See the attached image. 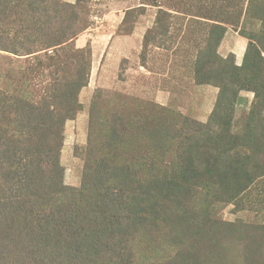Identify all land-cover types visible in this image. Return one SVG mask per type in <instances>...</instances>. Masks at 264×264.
<instances>
[{
  "label": "rangeland",
  "instance_id": "obj_1",
  "mask_svg": "<svg viewBox=\"0 0 264 264\" xmlns=\"http://www.w3.org/2000/svg\"><path fill=\"white\" fill-rule=\"evenodd\" d=\"M57 1L63 9L62 22L76 30L69 47H89L91 52L87 84L77 93L79 109L69 115L65 102L49 97L57 87L46 57L53 53L52 47L40 45V49L23 53L9 51L6 43V48H0V96L21 99L25 117L7 111L12 121L0 123L7 135L3 140L35 149L41 137V119L46 115L40 113L58 109L60 114L52 118L54 125L46 141L57 151L63 185L73 188L80 186L85 166L100 155V150L105 157L140 172L141 162L162 157L173 171L174 178L166 186L172 190L150 188L147 227L136 233L142 240L134 248L142 255L140 260L162 261L172 255L166 224L174 223L178 206L192 202L198 219L263 225L247 233L250 243L230 230L222 241L214 237L201 241L198 229L184 230L180 235L201 251L203 264H264V173L252 177L264 171V0ZM212 24L225 29L217 44L210 41L216 37ZM215 55L227 63V75L235 65L238 81L229 84L232 81L225 79L227 97L234 92L231 102L223 100L212 115L220 79L211 68L222 65ZM207 58L208 66L203 70L209 77L200 83L195 66L197 61L206 63ZM95 93L99 94L94 101L99 107L97 123L104 133L115 113L133 123L110 145L95 137L99 132L96 127L90 128ZM207 125L210 137L208 128L199 132ZM21 129L22 135L17 133ZM90 131L94 134L91 141ZM188 144L193 148L187 152ZM193 156L203 157V161L211 158V164L228 169V173H221L228 177L221 188L229 191L228 201L221 200L225 195H218L219 200L209 203L207 209L204 205L212 198L207 200L199 185H194L193 191L176 186L185 174L196 170L197 166L185 165ZM230 156L241 158L245 170H235ZM0 170V187H4L5 173ZM129 178L125 180L131 185ZM214 182L217 187L219 181Z\"/></svg>",
  "mask_w": 264,
  "mask_h": 264
},
{
  "label": "trees",
  "instance_id": "obj_2",
  "mask_svg": "<svg viewBox=\"0 0 264 264\" xmlns=\"http://www.w3.org/2000/svg\"><path fill=\"white\" fill-rule=\"evenodd\" d=\"M62 16L63 9L57 0H0V48H6L8 43L9 51L25 53L40 49V45L42 48L52 47L53 53L46 57L57 87L54 86L49 97L60 100V103L65 102L64 107L70 108L69 115L73 116L79 109L77 93L87 84L91 52L89 47H69V40L76 30L63 23ZM211 29L216 31V37L210 41L217 44L225 29L218 24H212ZM215 56L222 65L211 68L220 79L219 97L212 115L223 100L231 102L234 92L227 97L228 82L225 79L232 81L229 84L238 81L235 65L232 64L227 75V63ZM208 61L207 58L206 63H196L200 83L207 82L209 77L203 70L208 66ZM98 95H93L94 105ZM11 99L0 96L1 124L8 125L12 121L6 114L8 110L15 116L25 117L23 101L15 97ZM150 106L156 108L153 103ZM157 112L162 114L161 109H157ZM57 113L60 114L56 108L40 113L46 115L41 119V137L33 150L15 146L8 139L4 141L3 138H7V135L5 129L0 128V168L4 169L6 178L5 186L0 187V264H203L201 251L192 246V241L187 242V238L180 235L184 230L189 227L198 229L197 239L201 241H209L212 237L222 241L225 233L230 230L233 235L246 237V242L250 243L252 240L247 237V233H253L263 226L253 223L230 224L217 218L205 219L202 216L198 219L196 205L189 202L177 207L174 223L166 224L171 233L165 234L170 237L167 245L173 247L172 255L162 261L148 258L140 260L142 255L134 248L135 243L142 240L136 233L147 227V212L152 205L150 188L166 189V192L172 190V187H166L171 178H174L171 167L165 159L158 157L145 164L141 162L140 172L138 169H130L118 159L105 157L104 151L100 150L98 159L89 161L85 166L80 186L66 187L59 173L61 169L57 151L46 141V134L50 137L51 127L54 125L52 118ZM89 114L90 128L93 126L99 130L95 137H101L107 145L116 141L126 125L133 126L132 120L115 113L110 117L104 133L101 124L97 123L100 117L99 107L95 105V109H90ZM157 118L159 119L158 116ZM60 122L59 120L58 125ZM204 127H200L199 132H205L208 128L207 137H210L212 132H209V126ZM91 132L90 141V136L94 135ZM17 133L22 135V129ZM189 148L192 149L193 146L188 144L187 152ZM234 158L230 156L232 167L235 170H245L242 159L233 160ZM210 159L203 161V157H190L185 165L187 168L197 166L196 170L185 174L184 180L176 183L178 188L184 187V190L190 191H193L194 185H199L204 190L205 198H212L204 205L207 209L209 203L219 200L218 195H225L222 201L229 199V191L221 190L224 179H228L221 173H228V169L215 166L212 161L211 164ZM263 173L260 170L253 173L252 177L259 178ZM128 177H131L129 182L132 181L133 184H127L125 179ZM214 181H219L217 187ZM243 181L247 182L245 179ZM155 197L158 201L156 192ZM215 232L218 233L217 236L213 235ZM133 239L137 241L133 242Z\"/></svg>",
  "mask_w": 264,
  "mask_h": 264
},
{
  "label": "crops",
  "instance_id": "obj_3",
  "mask_svg": "<svg viewBox=\"0 0 264 264\" xmlns=\"http://www.w3.org/2000/svg\"><path fill=\"white\" fill-rule=\"evenodd\" d=\"M233 49H235V48H233Z\"/></svg>",
  "mask_w": 264,
  "mask_h": 264
}]
</instances>
